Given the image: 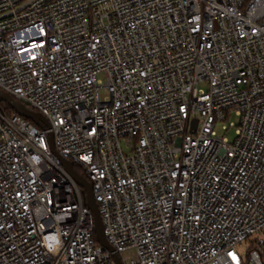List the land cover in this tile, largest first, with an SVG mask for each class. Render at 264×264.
I'll return each instance as SVG.
<instances>
[{"label": "built area", "instance_id": "built-area-1", "mask_svg": "<svg viewBox=\"0 0 264 264\" xmlns=\"http://www.w3.org/2000/svg\"><path fill=\"white\" fill-rule=\"evenodd\" d=\"M0 91V264H264V0H0Z\"/></svg>", "mask_w": 264, "mask_h": 264}, {"label": "water", "instance_id": "water-1", "mask_svg": "<svg viewBox=\"0 0 264 264\" xmlns=\"http://www.w3.org/2000/svg\"><path fill=\"white\" fill-rule=\"evenodd\" d=\"M0 101L6 102L10 107L14 109V111L17 114L30 120L31 122H33L35 125H37L40 128H43L45 125H48L46 119L40 113L27 108L24 104L16 101L12 96H10L9 94L3 91H0ZM195 124H196V120L194 119L193 126H195ZM49 144H50L51 150L53 151L51 136H49ZM61 164L65 168V170L68 172V174L74 179V181L82 188L85 194V204L93 215L94 235H95L96 241L101 246L112 251V247L108 244V242L106 241L103 235L102 224H101V220L98 214L97 204L93 199L91 184L88 181H86L81 175H79L74 170L72 164L66 159H61ZM114 261L116 264H121L120 259L118 255L116 254L114 255Z\"/></svg>", "mask_w": 264, "mask_h": 264}, {"label": "rangeland", "instance_id": "rangeland-1", "mask_svg": "<svg viewBox=\"0 0 264 264\" xmlns=\"http://www.w3.org/2000/svg\"><path fill=\"white\" fill-rule=\"evenodd\" d=\"M98 78H99L102 82L104 81V76H103L102 74H100V75L98 76ZM201 87H204V85H200V86H199V88H201ZM99 94H100L101 99H103L104 96L107 95V91H106V89H105V88H101L100 91H99ZM0 105L3 106V107H8V106H9V105H8L6 102H4V101H0ZM229 121L234 122L235 125L238 124V118H237L236 116H234V115H232L231 117H229ZM223 125L228 126V121H225V122H217V123H216V126H215V132H216L217 135H219V136H221V135L225 136L229 142H232V141L234 140V138L236 137V134H235V129H236V127H228V129H223V128H222ZM123 149H124L125 152L128 151L124 146H123ZM75 168H76V170H77L78 172L81 171L78 167H75ZM263 233H264V230H263ZM247 245H248V241L245 242V243L243 244V248L247 247ZM263 251H264V246H263Z\"/></svg>", "mask_w": 264, "mask_h": 264}, {"label": "trees", "instance_id": "trees-1", "mask_svg": "<svg viewBox=\"0 0 264 264\" xmlns=\"http://www.w3.org/2000/svg\"><path fill=\"white\" fill-rule=\"evenodd\" d=\"M2 108H3V110H4L5 113L15 112L14 109L12 107H10V106H8V107H3L2 106Z\"/></svg>", "mask_w": 264, "mask_h": 264}]
</instances>
